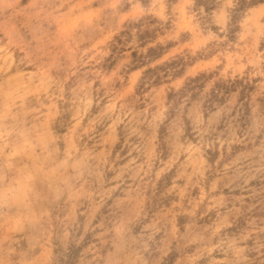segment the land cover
Masks as SVG:
<instances>
[{"label": "rangeland", "instance_id": "1", "mask_svg": "<svg viewBox=\"0 0 264 264\" xmlns=\"http://www.w3.org/2000/svg\"><path fill=\"white\" fill-rule=\"evenodd\" d=\"M0 264H264V0H0Z\"/></svg>", "mask_w": 264, "mask_h": 264}, {"label": "trees", "instance_id": "2", "mask_svg": "<svg viewBox=\"0 0 264 264\" xmlns=\"http://www.w3.org/2000/svg\"><path fill=\"white\" fill-rule=\"evenodd\" d=\"M149 54H151V55H158V54H157V49H156L155 47H151V48L149 49ZM136 55H137V52H134V56H136ZM149 71H152V70H149ZM204 76H206V74H201L200 76L191 79V82H193V83L196 84V83L202 81V77H204ZM186 92H187L186 89H184V90L181 91L182 94H184V93H186ZM175 93H176V92H175Z\"/></svg>", "mask_w": 264, "mask_h": 264}]
</instances>
